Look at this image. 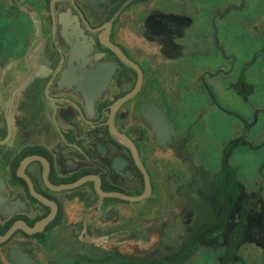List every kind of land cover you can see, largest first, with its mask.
Wrapping results in <instances>:
<instances>
[{
  "label": "flooded vegetation",
  "instance_id": "1",
  "mask_svg": "<svg viewBox=\"0 0 264 264\" xmlns=\"http://www.w3.org/2000/svg\"><path fill=\"white\" fill-rule=\"evenodd\" d=\"M0 1V264H264V0Z\"/></svg>",
  "mask_w": 264,
  "mask_h": 264
},
{
  "label": "rangeland",
  "instance_id": "2",
  "mask_svg": "<svg viewBox=\"0 0 264 264\" xmlns=\"http://www.w3.org/2000/svg\"><path fill=\"white\" fill-rule=\"evenodd\" d=\"M33 0L29 1L31 3ZM1 2V1H0ZM1 7V3H0ZM5 10L0 15H5ZM10 26H7V21L4 19H0V48L5 49L6 45L4 40L7 39L8 41L14 42L16 39L15 31L13 29H9Z\"/></svg>",
  "mask_w": 264,
  "mask_h": 264
},
{
  "label": "water",
  "instance_id": "3",
  "mask_svg": "<svg viewBox=\"0 0 264 264\" xmlns=\"http://www.w3.org/2000/svg\"><path fill=\"white\" fill-rule=\"evenodd\" d=\"M78 183H80V182H78ZM127 199H129V200H130V199H136V198H127ZM10 232H11V231H9V232H8V234H9Z\"/></svg>",
  "mask_w": 264,
  "mask_h": 264
}]
</instances>
